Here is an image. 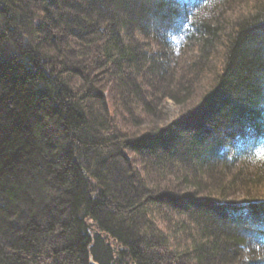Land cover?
I'll return each instance as SVG.
<instances>
[{
    "label": "trees",
    "instance_id": "trees-1",
    "mask_svg": "<svg viewBox=\"0 0 264 264\" xmlns=\"http://www.w3.org/2000/svg\"><path fill=\"white\" fill-rule=\"evenodd\" d=\"M0 264H264V0H0Z\"/></svg>",
    "mask_w": 264,
    "mask_h": 264
},
{
    "label": "rangeland",
    "instance_id": "rangeland-1",
    "mask_svg": "<svg viewBox=\"0 0 264 264\" xmlns=\"http://www.w3.org/2000/svg\"><path fill=\"white\" fill-rule=\"evenodd\" d=\"M180 51L177 52V54L179 53ZM180 98V101L177 103V101L175 102L173 99L171 98H165L163 103H162V113L163 115L160 116V118L156 119V123L157 125L159 126H162V127H165V126H168L169 124H171V122L177 118V116L179 115L180 112H183L187 107H188V104L190 103L189 99L183 94L182 96H179ZM156 117H159V116H156ZM150 124H153V122H151ZM175 134L179 133L178 129L174 130ZM171 139V143L172 141L174 142V138L173 136L171 135L170 136ZM170 144V143H169ZM219 162V161H218ZM215 163L214 164V173L218 172L220 169H222V166L219 164V163ZM232 170H234L232 168ZM236 171V170H234ZM209 172L207 173V177L208 178V175ZM238 180L236 182H239L242 180L240 177H237ZM205 180V179H204ZM204 185V183L202 184ZM178 187V186H177ZM194 190H197V189H192L190 185H180L179 184V187H178V191L179 193H181L182 195H186V196H191L193 195V197H196L194 194L196 193ZM233 191L232 192H229V194H232V195H228L227 199H229L230 201H235L237 199H239V196L243 194V191L241 190V188H239V185H237L235 187H233L232 189ZM199 198H202L204 195H197ZM244 258H247V259H251L252 258V253L249 251V250H245L244 251Z\"/></svg>",
    "mask_w": 264,
    "mask_h": 264
}]
</instances>
